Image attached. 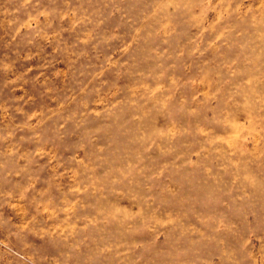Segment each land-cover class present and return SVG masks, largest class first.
I'll return each instance as SVG.
<instances>
[{"label":"rangeland","instance_id":"1","mask_svg":"<svg viewBox=\"0 0 264 264\" xmlns=\"http://www.w3.org/2000/svg\"><path fill=\"white\" fill-rule=\"evenodd\" d=\"M0 264H264V0H0Z\"/></svg>","mask_w":264,"mask_h":264}]
</instances>
